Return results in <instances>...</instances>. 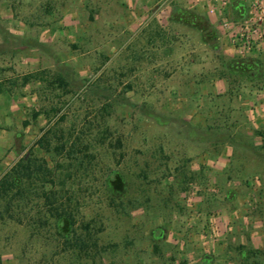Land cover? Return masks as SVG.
Segmentation results:
<instances>
[{"label": "rangeland", "instance_id": "374dc122", "mask_svg": "<svg viewBox=\"0 0 264 264\" xmlns=\"http://www.w3.org/2000/svg\"><path fill=\"white\" fill-rule=\"evenodd\" d=\"M143 5L0 0V182L29 160L1 264H264V71L227 70L215 18Z\"/></svg>", "mask_w": 264, "mask_h": 264}, {"label": "built area", "instance_id": "2783aa9c", "mask_svg": "<svg viewBox=\"0 0 264 264\" xmlns=\"http://www.w3.org/2000/svg\"><path fill=\"white\" fill-rule=\"evenodd\" d=\"M190 8L217 20L225 53L238 60L259 59L264 65V0H191ZM257 97L251 110L264 112V81Z\"/></svg>", "mask_w": 264, "mask_h": 264}, {"label": "trees", "instance_id": "16d2710c", "mask_svg": "<svg viewBox=\"0 0 264 264\" xmlns=\"http://www.w3.org/2000/svg\"><path fill=\"white\" fill-rule=\"evenodd\" d=\"M182 17H184L183 19L190 24H195V20L200 22L204 21L196 16V14L186 10L182 12ZM227 70L230 72L241 73L249 78H252L256 77V71L263 73L264 65L263 62L259 59L232 60L228 62ZM230 141L231 145L235 144L234 139L230 138ZM28 162V158H23L15 169L5 175L3 180L0 182V197H6L12 190H21L22 176L29 169ZM108 186L111 194H113L115 191H120V187H123V178L120 175H115L113 179H109ZM59 228L66 236H71L73 233L74 223L68 217L63 216L59 221Z\"/></svg>", "mask_w": 264, "mask_h": 264}, {"label": "crops", "instance_id": "0c3cea01", "mask_svg": "<svg viewBox=\"0 0 264 264\" xmlns=\"http://www.w3.org/2000/svg\"><path fill=\"white\" fill-rule=\"evenodd\" d=\"M120 4H126L128 7L130 6L131 16L137 15H143L146 12V8L143 4L146 3H154L159 2V0H118ZM172 1V3L180 4L183 8L191 9L190 8V2L191 0H169ZM127 6L124 5V8ZM4 80L0 78V83H2ZM2 94L0 95V97ZM227 150V149H225ZM232 154H228V151H223L218 157L214 159V161L218 164H221V167L219 168V172L222 171V169L227 168L230 169L231 163H232ZM218 170V168H216ZM261 192L264 193V177L261 179Z\"/></svg>", "mask_w": 264, "mask_h": 264}]
</instances>
